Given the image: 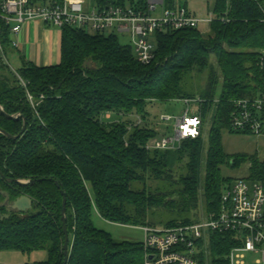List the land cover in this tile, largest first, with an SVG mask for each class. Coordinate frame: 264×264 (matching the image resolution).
<instances>
[{
    "label": "trees",
    "instance_id": "1",
    "mask_svg": "<svg viewBox=\"0 0 264 264\" xmlns=\"http://www.w3.org/2000/svg\"><path fill=\"white\" fill-rule=\"evenodd\" d=\"M177 3L187 5L186 0H165L167 7ZM212 9L218 19L207 32L184 28L156 33L150 64L140 62L133 47L113 33L70 26L62 28L57 65L26 62L13 70L0 55V105L6 113L20 115L10 119L0 111V127L18 135L27 119L17 139L0 133V170L6 178L37 179L19 185L0 176V202L6 201L0 205V250L45 249L46 260L27 264H65V194L67 264H144L142 241L117 240L98 228L96 211L122 225L190 224L201 219L202 210L206 216L219 209L232 181L224 167L250 163V177H262L264 161L255 154L228 153L223 137L237 132L231 128L233 100L264 91V0H217ZM2 43L4 48L11 44L8 26ZM198 97L204 123L210 120L206 135L185 140L177 149L148 150L147 143L157 135L149 105ZM107 112L110 118L104 116ZM133 115L143 123L129 128L128 116ZM24 194L32 198V208L11 209ZM235 245L232 233L214 232L208 264H229Z\"/></svg>",
    "mask_w": 264,
    "mask_h": 264
},
{
    "label": "built area",
    "instance_id": "2",
    "mask_svg": "<svg viewBox=\"0 0 264 264\" xmlns=\"http://www.w3.org/2000/svg\"><path fill=\"white\" fill-rule=\"evenodd\" d=\"M186 1L187 5L177 3L167 7L165 0L105 5L95 0L94 3L90 0H0V55L8 63L2 43L3 27H9L11 44L18 47L15 36L22 26L30 20H42L61 29L70 26L90 33L127 32L136 58L143 64H150L156 56L153 42L156 33L210 26L218 19L212 6L206 16H201L190 9L189 0ZM220 18L224 20V17ZM260 65L264 70V52L260 56ZM21 81L26 86L25 81ZM28 96L35 105L32 95L28 93ZM178 100L187 108L178 116L161 114L159 122L156 118L157 135L147 143L148 150L177 149L185 140L206 135L207 125L199 107L191 115V104L203 103V99ZM233 108L232 130L264 138V91L257 96L234 99ZM104 116L110 118L111 113ZM142 123L143 119L138 116L133 125ZM159 123L166 125L163 134ZM247 166L250 170L251 164L247 163ZM140 229L144 231V264H208L214 232L232 233L236 245L229 252V264H244L249 252L259 253L258 262L264 263V167L260 179L237 177L227 184L219 209L202 215L199 221L169 227L144 225Z\"/></svg>",
    "mask_w": 264,
    "mask_h": 264
},
{
    "label": "rangeland",
    "instance_id": "3",
    "mask_svg": "<svg viewBox=\"0 0 264 264\" xmlns=\"http://www.w3.org/2000/svg\"><path fill=\"white\" fill-rule=\"evenodd\" d=\"M91 3H94V0H90ZM138 1V0H136ZM213 2L205 1V0H189L188 1V7L192 10H195L199 15L206 16L208 13V8L212 6ZM157 14V13H156ZM61 29V28H60ZM59 29V30H60ZM200 29L204 32H207L209 30V25H201ZM62 32V29L60 30ZM113 34H115L119 41L122 44L129 45L131 43V39L129 36V33L127 32H118L114 30ZM110 32V31H109ZM107 32L106 34H109ZM153 42L155 46L157 45L156 37L153 38ZM7 50V46H5ZM8 57L11 62V67L14 69H19L20 66L17 65V63L11 58L10 54H8ZM18 79L20 80V77L17 75ZM22 82V81H21ZM201 83H204L201 81ZM220 86L218 87V93L220 91ZM199 107V104L193 103L191 104V115L196 113ZM187 108V105L181 101V100H171V101H157L153 104L149 105L148 110L151 113V119L153 118V121L156 122V118L159 122V116L161 114H168V115H174L178 116L183 113V111ZM139 115L128 116L129 124L133 125L135 121L138 119ZM137 117V118H136ZM141 117V116H139ZM142 118V117H141ZM154 122V124H155ZM208 125H210V120L208 119ZM172 124V123H171ZM207 125V128H208ZM160 133L163 134L166 130L165 124H160ZM172 130L170 129V133ZM223 144L225 147V150L232 154V153H246V154H255L256 157H259L260 159H264V138L258 137L253 134H242L237 132H225L223 137ZM247 163L242 164L238 168H232V167H224L223 173L225 176L231 177L232 180H234L237 177H244L248 178L250 177V171L247 168ZM0 202V205L5 203ZM204 208V204L202 202L201 209ZM203 210L201 211L202 215ZM199 215L201 218L202 215ZM93 219L95 222V225L98 228H101L103 230H106L114 236L117 240H130V241H142L144 238V231L138 228V226H132V225H122L118 223H113L110 221L105 220L102 218L97 211L93 215ZM161 220L160 217L155 218V220ZM156 226L164 227L163 220L159 221ZM261 255L259 253L249 252L246 254L245 263L244 264H264L259 263V258ZM48 258V251L45 249H38L34 250L30 253H23L16 249H3L0 250V264H27L29 262L34 261H43Z\"/></svg>",
    "mask_w": 264,
    "mask_h": 264
},
{
    "label": "crops",
    "instance_id": "4",
    "mask_svg": "<svg viewBox=\"0 0 264 264\" xmlns=\"http://www.w3.org/2000/svg\"><path fill=\"white\" fill-rule=\"evenodd\" d=\"M59 29L42 20L27 21L15 36L19 46L10 44L7 50L5 48L8 64L11 66L8 54L20 67L26 62L40 67L59 64L62 58V32Z\"/></svg>",
    "mask_w": 264,
    "mask_h": 264
},
{
    "label": "water",
    "instance_id": "5",
    "mask_svg": "<svg viewBox=\"0 0 264 264\" xmlns=\"http://www.w3.org/2000/svg\"><path fill=\"white\" fill-rule=\"evenodd\" d=\"M0 111L7 117L10 119H16L18 118L20 115H12V114H8L6 113V111L4 110L3 106L0 105ZM27 128V119L24 117V122H23V127L22 130L20 132V134L18 135H13L11 133H9L7 130L3 129L0 127V133L4 134L5 136L11 138V139H17ZM0 176L3 177L4 179H6L7 182L12 183H18L19 185H29V184H34L37 179H30V180H23V179H12V178H6L4 176V174L2 173V171L0 170ZM58 184V182H57ZM33 206V200L31 197H29L28 195H21L18 198H16L10 205L9 207L13 210H18V211H26L28 209H31ZM67 197L64 194V198H63V209H62V219H63V229H64V234H65V239H64V245H63V250H64V263L67 264L69 258H70V253H69V232H68V227H67Z\"/></svg>",
    "mask_w": 264,
    "mask_h": 264
}]
</instances>
